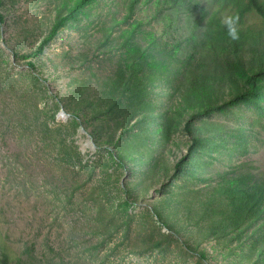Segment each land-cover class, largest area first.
<instances>
[{
  "label": "trees",
  "instance_id": "16d2710c",
  "mask_svg": "<svg viewBox=\"0 0 264 264\" xmlns=\"http://www.w3.org/2000/svg\"><path fill=\"white\" fill-rule=\"evenodd\" d=\"M56 3L52 30L29 57L37 53L40 59L64 26L83 29L86 19L125 4L126 18L102 16L95 38L98 53H117L115 67L92 80L93 90L64 70L69 80L59 95L79 97L71 108L101 146L128 167L146 166L127 182L134 201L149 203L160 221L212 264H264V166L221 175L193 168L200 154H215V137L228 131L224 121L209 119L214 112L264 99V0ZM230 15L239 16L238 40L229 38L222 22ZM39 59L28 65L51 77L48 63ZM201 176L209 177L198 187L194 181ZM174 183L177 190L170 188Z\"/></svg>",
  "mask_w": 264,
  "mask_h": 264
},
{
  "label": "rangeland",
  "instance_id": "374dc122",
  "mask_svg": "<svg viewBox=\"0 0 264 264\" xmlns=\"http://www.w3.org/2000/svg\"><path fill=\"white\" fill-rule=\"evenodd\" d=\"M56 5V0L1 5L6 15L0 20L2 264H212L160 221L149 203L134 201L127 182L146 166L128 167L101 146L71 108L79 97L59 95L67 90L64 70L93 90L92 80L115 67L117 53H98L95 38L102 16L126 18L125 4L86 19L83 29L64 26L40 59L37 53L29 57L51 32ZM32 58L47 62L52 76L28 65ZM209 119L224 121L228 131L215 137V154H200L193 168L221 175L264 166V99L242 101ZM176 133L186 139L183 131ZM208 177L196 178L194 185Z\"/></svg>",
  "mask_w": 264,
  "mask_h": 264
},
{
  "label": "clouds",
  "instance_id": "9594fccd",
  "mask_svg": "<svg viewBox=\"0 0 264 264\" xmlns=\"http://www.w3.org/2000/svg\"><path fill=\"white\" fill-rule=\"evenodd\" d=\"M226 30L227 35L232 40H238L239 39V16L238 15H230L226 16L222 20Z\"/></svg>",
  "mask_w": 264,
  "mask_h": 264
}]
</instances>
